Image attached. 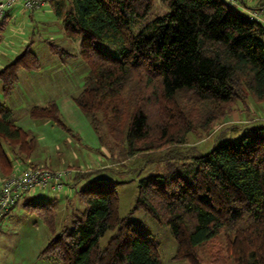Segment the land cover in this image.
I'll list each match as a JSON object with an SVG mask.
<instances>
[{
  "label": "trees",
  "instance_id": "1",
  "mask_svg": "<svg viewBox=\"0 0 264 264\" xmlns=\"http://www.w3.org/2000/svg\"><path fill=\"white\" fill-rule=\"evenodd\" d=\"M162 1L167 11L151 20L155 0H68L66 11L56 10L66 34L81 39L90 65L74 100L115 161L184 143L192 131L189 104L209 114V121L229 116L247 95L264 102L263 25L227 0ZM98 42L120 47L121 55L101 52ZM48 45L60 57L73 56L50 39ZM41 66L27 48L2 68L5 97L21 69ZM30 115L75 134L55 101L31 107ZM222 138L205 153L171 152L160 172L139 181L125 216L114 181L79 190L83 207L60 228L56 201L26 200V209L45 216L51 234L39 258L52 264H164L152 232L132 219L145 210L170 228L175 260L202 264L198 247L223 233L235 264H264V125L238 139ZM37 145L35 134L18 126L0 101V168L6 176L16 168L7 150L27 162ZM109 231L114 234L102 247Z\"/></svg>",
  "mask_w": 264,
  "mask_h": 264
},
{
  "label": "rangeland",
  "instance_id": "2",
  "mask_svg": "<svg viewBox=\"0 0 264 264\" xmlns=\"http://www.w3.org/2000/svg\"><path fill=\"white\" fill-rule=\"evenodd\" d=\"M246 2L248 6L255 5V0H246ZM57 8L66 11L69 8L68 0H54L52 2L46 0L41 7L33 11L25 10L20 5L11 9L10 17L0 31V61L2 64L10 63L20 56L27 48H30V50L38 55L40 62L43 63L44 68H42L41 71L44 73L43 77H47V79L49 78V87L57 85V91L59 90L61 93L60 95H69V93L71 95H77L80 89L79 83L84 84L82 81L86 73L84 64L88 66L89 70L90 65L81 55V39H74L66 34L62 22L59 19L61 17L56 14ZM166 11L167 6L162 0H155L149 19L151 20L155 16ZM146 23L147 21L140 22L134 28L139 30ZM48 39L63 46L65 49H68L73 56L60 57L52 52L48 45ZM97 47L101 52L111 56L119 57L121 55V48L116 45L98 42ZM55 62L56 64H54ZM1 85L2 84L0 83V91ZM39 93L42 94L41 91H39ZM2 95V92H0V100L3 99ZM23 101L24 104L27 103L26 100ZM38 101L41 102L43 100L38 99ZM188 106L193 107V104H189ZM190 107H188V113L191 111L189 122L192 126V131L186 136L185 142L182 144L167 146L162 150L149 152V155H138L126 159L123 162L115 161L114 159L109 158L110 152L100 143L101 141L98 142V146L96 147L95 144L88 139L83 140L82 143L80 140L76 139L74 147L83 152V155L78 153V156L74 160L71 155L70 161L73 160L71 164L73 166L60 165V168L58 169L72 170V174H75L77 168H82L83 172L89 171L87 177L75 183V187L71 188L67 184L63 191L44 189L40 191L39 196L35 195L32 197L34 199H36V197H38V199H40L39 197L45 198L50 195L51 192H54V195L59 196V199H66V195L68 196L65 202L56 204V223L60 228L70 221L69 218L73 209H82L83 205L81 204L77 193L79 190L85 187H92L103 181L119 182L120 185H118L113 191H116L118 195L120 214L125 216L135 205L139 181L144 177L160 172L165 165L163 159L170 156L171 152H182L180 154H186L188 156L201 152L205 153L222 137H224V139H238L243 133L248 132L255 127L264 125V102L258 101L252 95H249V98L247 95L244 99L238 100L231 114L220 120L211 119L207 121L209 114H205L198 109L193 110ZM82 114L88 117L83 111ZM88 119L90 121L89 117ZM65 121L76 134L77 129L72 126L73 124H70L68 120ZM55 125L62 129L63 133L65 132V134L70 136H76L59 127L57 124ZM90 125L92 126V124ZM87 130L89 133L91 132L89 129ZM92 130L94 131V134L97 135L93 126ZM85 135L88 134L85 132ZM61 143L64 148L67 149V144L64 139H62ZM84 144L85 150L81 148ZM107 164L113 171L110 169L99 170L101 166ZM30 166L31 165L27 167ZM42 191L51 192L48 193ZM45 193L47 196L44 195ZM20 202H26V200L22 199ZM24 209L25 208H23L22 212L27 216L38 215L42 217L44 224L48 227L44 215ZM132 219L152 232L155 239L160 244L161 258L164 264H187L185 261L173 259L176 251V242L170 228L158 223L145 210L136 211L132 215ZM1 226L0 256L6 257L8 252L17 247L19 240L24 236V230L27 225L16 230L14 229L16 221L11 223H6V221H4ZM33 229L35 231L36 226H34ZM113 234V231H109L101 239L100 245L102 247L106 246ZM25 238L26 234L24 239ZM26 245L27 244H25V246ZM11 247L12 250H10ZM29 247L30 244L28 248ZM198 254L201 258L202 264H235L228 255L226 238L223 233L217 238L198 247Z\"/></svg>",
  "mask_w": 264,
  "mask_h": 264
},
{
  "label": "crops",
  "instance_id": "3",
  "mask_svg": "<svg viewBox=\"0 0 264 264\" xmlns=\"http://www.w3.org/2000/svg\"><path fill=\"white\" fill-rule=\"evenodd\" d=\"M52 1L54 0H50V2ZM239 2L248 6L246 0H239ZM59 19L61 20L63 26L62 18ZM4 64L7 65L8 63ZM4 64H2V62L0 61V70L5 67ZM54 64H56V62ZM41 65V68L38 70L21 69L19 72V82L9 96L5 97L3 93V83L0 81V83L2 84L0 92H2L3 94V99L0 101L12 109L16 124L24 130L30 131L35 134L38 141L35 152L33 153L31 159L27 162L16 159V157L11 154L9 150L7 151L17 168H25L31 163L34 165L46 166L53 169L60 168V165L73 166L71 164L73 160L78 156V153L83 155V152L75 149L76 147H74L76 139L80 140L81 143L83 140L88 139L92 143H94L96 147L98 146V142H100L99 136L94 134V131L92 130V126L90 125L91 122L89 121L88 117L82 114V110L74 100L75 96H77L81 92V86H83V83H79L80 89L77 95H71L70 93L69 95H60L61 93L59 92V90L57 91V85L49 87V78L47 79V77H43L44 73L41 71V69L44 68L43 63H41ZM84 69L86 73L83 77V82L84 78L89 73L88 66H86L85 64ZM39 91H41L42 94L39 93ZM38 99L43 101L39 102ZM23 100H26L27 103L24 104ZM52 101H55L57 103L63 119L68 120L70 124H73L72 126L77 129V133L73 134L76 136L71 135V137L70 135L65 134V132L63 133V130L58 128L55 123L49 119L33 118L30 115L31 107L35 105L46 106ZM87 129H89L91 132L89 133ZM85 132L88 135H85ZM62 139H64L65 143L67 144V149L64 148L63 144L61 143ZM81 148L85 150V144L81 146ZM71 155L73 159L72 161H70ZM109 167L110 166L108 164L103 165L99 170L110 169L111 171H113L112 168ZM88 173L89 171L83 172L82 168H77L75 174H72L70 179L68 180V186H70L71 188L75 187V183L87 177ZM7 176L0 168V189L4 178ZM41 190L44 189H35L28 192L24 199H34L32 196H39ZM51 191L42 192L49 193ZM44 195H46V193ZM39 198V200H53L56 201V204H59L65 202L68 196L66 195V199H59V196H56L54 195V192H51L47 197ZM36 199H38V197H36ZM23 208L26 209V207L24 206V202H19L16 206L8 210L1 218L0 234H2L1 225L4 221H6V223L16 221V226H14V229L16 230L20 229L22 226H27L24 230V236L19 240L17 247L13 250L11 247L10 250L12 251L8 252V255L6 257L0 256V264H52V262H50L49 260L39 258L40 250L51 236L49 228L44 224L42 217L38 215L27 216L22 212ZM34 226H36L35 231L33 229ZM25 234L26 238L24 239ZM25 244L27 245L25 246ZM29 244L30 247L28 248Z\"/></svg>",
  "mask_w": 264,
  "mask_h": 264
},
{
  "label": "built area",
  "instance_id": "4",
  "mask_svg": "<svg viewBox=\"0 0 264 264\" xmlns=\"http://www.w3.org/2000/svg\"><path fill=\"white\" fill-rule=\"evenodd\" d=\"M46 0H0V22L11 9L20 5L25 10L33 11ZM229 4L244 10L248 16L264 26V0H255V5L246 6L239 0H227ZM73 171L53 169L44 166L15 168V171L4 178L0 189V222L5 213L16 206L26 194L35 189L61 191L65 188Z\"/></svg>",
  "mask_w": 264,
  "mask_h": 264
}]
</instances>
